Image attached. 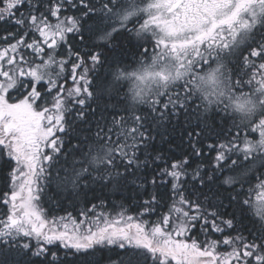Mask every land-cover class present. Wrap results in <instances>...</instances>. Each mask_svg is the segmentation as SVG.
I'll list each match as a JSON object with an SVG mask.
<instances>
[{"label": "snow or ice", "instance_id": "6c2138e0", "mask_svg": "<svg viewBox=\"0 0 264 264\" xmlns=\"http://www.w3.org/2000/svg\"><path fill=\"white\" fill-rule=\"evenodd\" d=\"M0 29V264H264V0H0Z\"/></svg>", "mask_w": 264, "mask_h": 264}, {"label": "trees", "instance_id": "16d2710c", "mask_svg": "<svg viewBox=\"0 0 264 264\" xmlns=\"http://www.w3.org/2000/svg\"><path fill=\"white\" fill-rule=\"evenodd\" d=\"M9 30L11 29V26H9ZM0 34H2V29H0ZM8 169L6 167H4L2 164H0V191H4L5 189V180L4 177L7 173ZM107 199L109 200V209L111 210V204L115 203V204H119L122 200V196L121 195H111L109 194ZM94 202H98V201H94ZM127 203V201H125ZM66 210L69 212H73V215H77L78 210H79V206H77L76 209H74L71 206H67L66 205ZM166 209H161V211H165ZM54 214L56 215H64V209L61 208H55L54 210ZM226 249H221V251H225ZM108 255H112L115 258V253H108Z\"/></svg>", "mask_w": 264, "mask_h": 264}]
</instances>
